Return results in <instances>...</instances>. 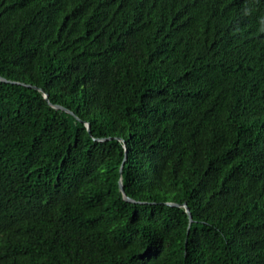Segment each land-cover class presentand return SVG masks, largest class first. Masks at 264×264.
Returning <instances> with one entry per match:
<instances>
[{
    "label": "trees",
    "instance_id": "obj_1",
    "mask_svg": "<svg viewBox=\"0 0 264 264\" xmlns=\"http://www.w3.org/2000/svg\"><path fill=\"white\" fill-rule=\"evenodd\" d=\"M261 21L0 0V264H264Z\"/></svg>",
    "mask_w": 264,
    "mask_h": 264
},
{
    "label": "water",
    "instance_id": "obj_2",
    "mask_svg": "<svg viewBox=\"0 0 264 264\" xmlns=\"http://www.w3.org/2000/svg\"><path fill=\"white\" fill-rule=\"evenodd\" d=\"M0 79L3 81V82H6V83H16V82H11V81H8L7 79H5V78H3V77H1L0 76ZM45 97H46V99H48L49 98V96L46 94L45 95ZM54 106V105H53ZM56 109H64L63 107H61V106H54ZM88 128H89V130H90V124H88ZM121 188H122V192L125 194V191H124V187H123V183L121 182ZM125 197H126V200L127 201H130V202H133L130 198H128L127 196H126V194H125ZM182 205H179V207H181ZM183 207H185L186 208V210H187V213L189 214V217H190V222H191V225L193 224V217H192V214H191V212H190V209L188 208V205L187 204H185V205H183Z\"/></svg>",
    "mask_w": 264,
    "mask_h": 264
},
{
    "label": "clouds",
    "instance_id": "obj_3",
    "mask_svg": "<svg viewBox=\"0 0 264 264\" xmlns=\"http://www.w3.org/2000/svg\"><path fill=\"white\" fill-rule=\"evenodd\" d=\"M259 25H262V30H261V34L264 35V22L261 21V23Z\"/></svg>",
    "mask_w": 264,
    "mask_h": 264
}]
</instances>
